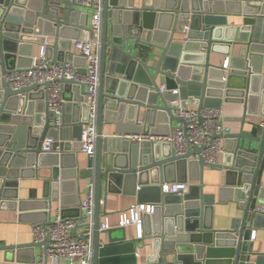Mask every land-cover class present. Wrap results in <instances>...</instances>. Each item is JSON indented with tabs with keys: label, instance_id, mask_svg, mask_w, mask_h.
Here are the masks:
<instances>
[{
	"label": "water",
	"instance_id": "1",
	"mask_svg": "<svg viewBox=\"0 0 264 264\" xmlns=\"http://www.w3.org/2000/svg\"><path fill=\"white\" fill-rule=\"evenodd\" d=\"M235 4L244 7L236 11ZM91 15V10L69 0H0V209L6 205L7 192L17 191L20 179L29 172L32 178L45 179L41 202L45 212L35 225H48L52 200L60 197L64 182L92 179L97 227L103 188L108 193H133L141 203L155 205L154 214L144 217L141 239L127 240L126 233L113 239V228L97 233L93 264H264V254L253 250L254 231L249 227L255 230L264 225V213L256 212L264 207V0H142L140 8L135 1L121 6L105 0L97 153L83 164L74 157L81 150L78 141L88 120L85 86L60 81L76 92L67 107L75 116L64 120L62 133L69 134L60 140L56 118L47 106L42 111L34 109L35 101L45 99L49 84L13 90L3 77L15 68L30 67L34 46L47 39H53L49 57L65 61L72 41L93 37ZM230 16H240L241 24L230 25ZM237 45H242L239 55L232 56L231 49ZM213 54L227 58L215 65ZM227 59L229 69L224 68ZM74 63L83 67L79 72L84 74L85 60L75 58ZM175 90L179 93L174 94ZM189 97L196 99L199 110L223 103L244 105L246 116L262 118L263 125L244 119L238 132L220 136L226 140L220 166L204 160V147L176 156L167 145L123 141L124 134L169 135L172 124L179 121L169 103L178 98L187 102ZM133 108L151 115L144 130L130 117ZM108 113H116L111 122L119 124L118 136L103 134L104 123L110 121ZM156 114L168 120L165 131L155 126ZM53 135L56 143L46 154L44 141ZM72 140L77 141L72 145ZM206 168L225 173L226 188L232 189L243 211L229 230L214 229L216 200L205 194ZM165 183L190 186L178 197L164 192ZM10 199L19 201V196L15 193ZM18 204L20 211L34 205L24 200ZM61 215L66 218L65 212ZM101 234H109L108 244H101ZM45 244L33 242L17 249ZM139 249L151 253L141 259Z\"/></svg>",
	"mask_w": 264,
	"mask_h": 264
},
{
	"label": "built area",
	"instance_id": "2",
	"mask_svg": "<svg viewBox=\"0 0 264 264\" xmlns=\"http://www.w3.org/2000/svg\"><path fill=\"white\" fill-rule=\"evenodd\" d=\"M54 3H63L66 0H51ZM73 5L91 10L90 27L93 37L88 41H72L70 57L65 61H57L49 57L48 48L52 42L47 39L40 46L39 54L33 57L32 65L28 68H15L10 70L3 78L13 90H20L33 85L49 84L46 97L43 100L49 111L55 116L56 130L64 123V109L67 100L63 96L64 84L61 80H74L85 86L86 94L84 104L89 108L88 120L83 124L79 143L81 151L87 157H94L98 144V119L101 86V41L102 22L105 0H69ZM75 58L85 60V73L79 72L83 67L75 65ZM225 69H229V59L226 60ZM165 92V89H161ZM178 94L179 91H173ZM195 104V98H192ZM190 101L185 102L178 98L169 103L175 117L179 119L177 126L169 135L139 134L129 136L128 139L135 143H151L154 145H167L176 156H185L193 152L196 147L202 148L201 155L204 160L213 166H220L226 154L220 136L232 133L226 123L224 108L191 109ZM138 125H142L138 122ZM263 125V124H262ZM77 140H72L75 144ZM56 139L49 137L44 141L43 152L51 153ZM163 190L168 195L182 197L189 190L187 183H165ZM96 184L90 185L87 198L80 203L79 210L82 214V223L74 219L63 218L61 213L52 219L48 225H35L33 236L36 243H45L38 264H93L94 247L97 233L111 229L106 220L96 226ZM155 211L154 204L135 203L120 214V227H135L138 238L143 237L144 217L152 216ZM257 213H264V207H258ZM79 225L82 227L78 232ZM85 225V227H83ZM253 232L251 240H254Z\"/></svg>",
	"mask_w": 264,
	"mask_h": 264
},
{
	"label": "crops",
	"instance_id": "3",
	"mask_svg": "<svg viewBox=\"0 0 264 264\" xmlns=\"http://www.w3.org/2000/svg\"><path fill=\"white\" fill-rule=\"evenodd\" d=\"M135 1V6L140 8L142 6V0H115L116 3L121 6H130ZM252 4H256L252 2ZM236 11L241 10L242 7L235 4L233 6ZM219 9V8H217ZM220 10V9H219ZM225 10V7L223 8ZM242 18L240 16H230L229 22L230 25L238 26L241 24ZM182 37L178 36V42H181ZM53 42V39H50ZM242 48V45H237L231 49L232 56H238L239 52ZM40 45H35L33 48V57H36L39 54ZM67 56L70 57L69 52H67ZM67 57V58H68ZM227 57L222 54H213L211 58V62L215 65H222ZM54 60V59H53ZM59 60V59H57ZM27 62V61H26ZM28 64V63H27ZM75 93L72 87H66L64 85L63 88V96L64 99L67 100V104L64 109V120L71 119L75 114L71 109H67L69 105L73 104V96ZM191 97H189L190 99ZM194 98V97H192ZM189 106L191 109H198V106L192 102ZM37 105L43 104L41 107L34 106L35 111L37 109L42 111L45 109L44 102L35 101ZM211 103V102H210ZM213 103V102H212ZM160 104V102H159ZM226 115V123L231 128L232 133H236L240 130L242 126V122L244 119L257 122L260 125L263 124L262 118H254L250 116H246V108L244 105L229 103L222 104ZM118 112V111H117ZM81 117V113L78 114ZM130 117L133 120H137L141 122L142 125H139L144 130L146 119L151 115H148L145 109H141L140 112H137L136 108H133ZM155 126L159 129V131H165L168 127V120L165 116L154 115ZM109 122L104 123L103 134L105 137H114L118 136L117 129L119 124H116L113 121L116 118V113L114 115L108 113L107 114ZM243 120V121H242ZM178 121H175L172 124V129L177 126ZM62 128V127H61ZM57 129V136H59L60 140L63 137H68L69 132L66 131L62 133V130ZM132 129L136 128L134 126ZM250 129V127H247ZM171 129V130H172ZM129 136L133 135H123V141H131L128 139ZM57 139L55 135L52 136ZM126 142H124L125 144ZM135 143V142H134ZM222 145L226 146V140L222 139ZM169 149V148H168ZM166 148V151L168 150ZM73 150V149H72ZM169 151V150H168ZM73 152V151H72ZM74 160L80 161L83 163L87 160V156L80 150L75 153ZM46 157V156H45ZM84 164V163H83ZM82 164V165H83ZM34 173V172H33ZM32 173H27L24 179H20V185L17 188V191L11 189L7 192L6 196L8 199L6 200V205L0 209V264H38L40 261V257L42 254V248H20L17 249V246H23L27 244H31L35 242L33 236V227L36 223L43 220V212H45L41 205L44 193V182L45 179H41L38 175L35 178ZM94 182L92 179L81 180L78 182L73 180H67L64 182V188H62L60 197L53 201V208L51 211L52 219L59 215L61 212H65L66 218L74 219L77 222L82 223V214L79 210L80 203L83 202L88 195L89 187ZM194 184H199L198 182H192ZM190 186V184H189ZM204 186H205V194L212 195L215 197L216 204L215 209L213 211V226L215 230H229L233 224V221L239 220L243 216V211L240 208V203L234 199V195L232 189L226 188V176L222 171H214L210 168L205 169V177H204ZM262 186L264 187V176ZM15 193L19 196V201H15L10 198H14ZM139 196L130 193V194H116V193H108L106 188H103L101 191V205H100V223L108 220L111 228L115 231L112 234L113 239H120L126 233L127 240H134L138 238L137 230L135 227L121 228L120 227V214L127 209H129L135 203H141L139 200ZM30 201L34 205L32 207L24 206L23 210L20 211L18 209L20 201ZM222 200L223 202H220ZM40 202V203H39ZM147 204H152L148 202H143ZM15 204V205H14ZM35 210V211H34ZM79 225L78 232L81 233L82 227ZM255 232V238L252 240L253 250L256 253L264 254V225H261L260 228L255 229L253 226H249ZM125 229L123 233L121 230ZM141 239V238H139ZM109 234H101L100 241L101 244H108ZM6 246H15L16 249L13 251H6L2 248ZM141 259L148 253H151V250H138ZM140 259V260H141ZM50 264H53L50 262ZM64 264V263H62Z\"/></svg>",
	"mask_w": 264,
	"mask_h": 264
}]
</instances>
